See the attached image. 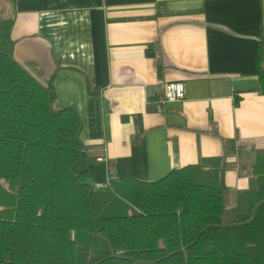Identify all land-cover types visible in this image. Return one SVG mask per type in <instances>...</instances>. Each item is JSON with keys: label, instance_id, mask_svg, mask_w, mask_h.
Wrapping results in <instances>:
<instances>
[{"label": "crops", "instance_id": "0c3cea01", "mask_svg": "<svg viewBox=\"0 0 264 264\" xmlns=\"http://www.w3.org/2000/svg\"><path fill=\"white\" fill-rule=\"evenodd\" d=\"M0 18L14 21L16 61L79 112L77 169L95 185L109 168L154 181L219 157L228 209L248 210L264 154V0H0ZM170 81L185 98L160 107Z\"/></svg>", "mask_w": 264, "mask_h": 264}, {"label": "trees", "instance_id": "16d2710c", "mask_svg": "<svg viewBox=\"0 0 264 264\" xmlns=\"http://www.w3.org/2000/svg\"><path fill=\"white\" fill-rule=\"evenodd\" d=\"M12 20L0 18V264H264V154L245 214L228 209L219 157L154 181L109 168L97 188L77 169L79 112L16 61ZM258 60L264 95L263 36Z\"/></svg>", "mask_w": 264, "mask_h": 264}, {"label": "built area", "instance_id": "2783aa9c", "mask_svg": "<svg viewBox=\"0 0 264 264\" xmlns=\"http://www.w3.org/2000/svg\"><path fill=\"white\" fill-rule=\"evenodd\" d=\"M186 86L182 81H170L165 85L164 94L159 99L158 103L161 106H165L170 103L181 101L185 98ZM97 188H101V185H95Z\"/></svg>", "mask_w": 264, "mask_h": 264}, {"label": "rangeland", "instance_id": "374dc122", "mask_svg": "<svg viewBox=\"0 0 264 264\" xmlns=\"http://www.w3.org/2000/svg\"><path fill=\"white\" fill-rule=\"evenodd\" d=\"M247 211H248V210L245 208L244 210H242V211L240 212V214L248 213ZM132 264H141V263H140V262H134V263H132Z\"/></svg>", "mask_w": 264, "mask_h": 264}]
</instances>
